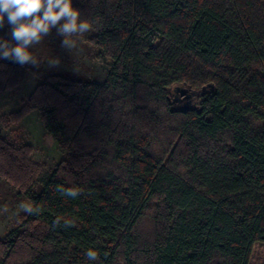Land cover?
<instances>
[{"label": "trees", "instance_id": "trees-1", "mask_svg": "<svg viewBox=\"0 0 264 264\" xmlns=\"http://www.w3.org/2000/svg\"><path fill=\"white\" fill-rule=\"evenodd\" d=\"M80 6L112 64L102 82L48 74L29 95L69 151L38 186L30 148L21 158L0 133V180L39 209L0 240V264H248L264 244V0ZM22 67L0 59V92ZM177 85L206 87L203 109L173 108Z\"/></svg>", "mask_w": 264, "mask_h": 264}, {"label": "rangeland", "instance_id": "rangeland-1", "mask_svg": "<svg viewBox=\"0 0 264 264\" xmlns=\"http://www.w3.org/2000/svg\"><path fill=\"white\" fill-rule=\"evenodd\" d=\"M81 3L82 0H73L74 7H81ZM81 15L83 18L82 13ZM94 30L93 26V29L85 33L82 39H78L77 49L69 53L61 47L63 37L58 36L56 30L52 29L50 35L45 37L43 42L33 49L34 54L42 59L39 67L24 65L16 86L0 92L1 136L14 149L20 150L21 158H25L23 154H26V149L30 148V153L26 154V165L28 166L26 172L28 175L30 174V181L35 187L51 173L53 168L66 157L69 151L61 147L45 131L41 112L29 108L31 107L29 95L38 82L48 74L72 72L85 76L91 81L102 82L111 67L112 60L93 44L91 36ZM0 36L11 39L10 25L5 23L4 28L0 29ZM51 56L60 58L58 66L49 67L47 61L43 60ZM190 89L194 90L197 95L196 93L193 94L189 107L202 110L204 106L203 97L199 95L202 89L200 87H191ZM174 95L173 88L169 93L170 101L173 100ZM182 104L183 101L171 106L178 109ZM150 107L156 108L154 104H150ZM154 152L157 155L160 154L161 148L156 147ZM28 190L31 189L25 190L24 188L20 190L10 187L0 180V240L7 237L11 232L21 231L26 213L19 206L21 203L30 204L28 194L31 191L28 192ZM155 204H157L156 201L139 223V232L147 233L153 228L154 216L158 211ZM248 264H264V244H254Z\"/></svg>", "mask_w": 264, "mask_h": 264}, {"label": "clouds", "instance_id": "clouds-1", "mask_svg": "<svg viewBox=\"0 0 264 264\" xmlns=\"http://www.w3.org/2000/svg\"><path fill=\"white\" fill-rule=\"evenodd\" d=\"M5 17L10 25L11 39L0 36V59L33 67H39L42 60L34 54L33 49L50 35L52 29L63 37L61 47L72 53L77 49L78 39L91 31L95 23L82 18L81 10L74 7L73 0H0V29L5 26ZM43 60L47 61L49 67L60 64L59 57L51 56ZM58 191L73 198L79 195V191L73 188L58 186ZM19 207L28 214L39 211L31 204L21 203ZM59 223L57 218L54 224ZM70 224L71 221H65L66 226ZM85 255L89 261L99 259L97 251L93 249H89Z\"/></svg>", "mask_w": 264, "mask_h": 264}, {"label": "water", "instance_id": "water-1", "mask_svg": "<svg viewBox=\"0 0 264 264\" xmlns=\"http://www.w3.org/2000/svg\"><path fill=\"white\" fill-rule=\"evenodd\" d=\"M206 90V87L202 88V91L200 92L201 95L204 94ZM174 98L172 100V103H179L183 101V104L179 106V110L182 112H186L187 109H194L190 108L189 106L191 105L192 101V96L194 92H190L188 88L182 87V86H175L174 87Z\"/></svg>", "mask_w": 264, "mask_h": 264}]
</instances>
